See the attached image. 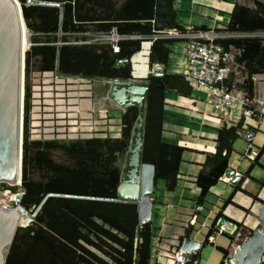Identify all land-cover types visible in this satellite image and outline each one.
I'll list each match as a JSON object with an SVG mask.
<instances>
[{"label":"trees","instance_id":"1","mask_svg":"<svg viewBox=\"0 0 264 264\" xmlns=\"http://www.w3.org/2000/svg\"><path fill=\"white\" fill-rule=\"evenodd\" d=\"M37 1L61 5V45L57 43L60 9L26 6L25 0H18L25 27L31 34V46L24 60L23 195L20 206L32 212L48 194L115 199L121 177L120 160L129 147L131 131L138 115L137 108L130 106L123 111L118 137H110L108 133L101 136L104 132H99L87 138H83L84 133H81L78 138L73 136L60 140L56 138L59 132L52 129L49 139L32 140L28 130L29 112L40 108V112H43L49 107L46 99L42 100L40 108L39 103L34 104V78H46L49 81V77L61 76L59 79L53 78V83L64 87L66 92H71V87L79 85L78 79H130L129 64L119 68H115L114 64L117 60H129L140 50L141 43L157 32L180 29L175 10L176 0ZM251 1L252 7L239 2L233 4L225 28L227 32L264 35V0ZM91 30L98 33L114 30L118 35L128 38L118 43V54H113L111 48L104 44H69L70 39L76 41L80 38L75 35ZM151 42L149 66L155 63L166 65L170 54L167 46L175 41L151 39ZM215 43L222 45L225 50L232 46L240 51L235 61L242 73V83L237 88L252 98V77L264 75V36L230 38L216 40ZM147 48V44H144L143 52L135 55L131 61L137 75L140 73L136 63H146L143 56ZM232 80L231 74L228 83H232ZM40 84L43 86L41 80L38 87ZM144 84L147 96L142 163L154 167L155 185L161 180L167 191H173L185 149L161 140L164 94L172 91L180 97L189 98L191 89L182 75L170 73L160 77L149 75ZM45 121L52 123L53 116ZM239 126L223 125L217 130L214 154H205V161L194 182L199 189L197 205L201 209L211 188L219 183L229 168L228 160L233 152V143L239 137ZM62 133L64 135L66 132ZM55 153H59L60 157L57 158ZM256 165L259 164H251L248 173ZM9 188L14 192L17 190L16 187ZM235 190L238 191L239 187ZM232 198L231 195L222 207L231 204ZM251 198L253 202L258 201L257 198ZM137 211V206L131 203L48 197L29 225L18 228L5 264H150L155 228L152 220L139 225ZM219 217H222V212H218L213 221ZM214 222L208 235L213 231ZM233 224L241 230L242 238L247 229L239 223ZM251 235L252 232L247 233V236ZM229 239L233 241V238ZM217 249L223 254L220 263L223 264L228 252L226 249ZM198 258L199 254L193 256L189 264Z\"/></svg>","mask_w":264,"mask_h":264},{"label":"crops","instance_id":"2","mask_svg":"<svg viewBox=\"0 0 264 264\" xmlns=\"http://www.w3.org/2000/svg\"><path fill=\"white\" fill-rule=\"evenodd\" d=\"M235 2H237V0H176L175 10L177 11V23L179 26L188 25L196 29L201 27L207 29L222 28L225 25L224 22L227 24L229 14L231 13ZM194 17H196L195 21ZM204 20H209L211 23L210 26H205ZM60 33L61 32H59L57 37V43L58 38L61 40ZM97 33L98 32H93L91 30L81 35L77 34L75 36L80 38L76 41L70 39L69 44L81 45L83 43L89 45L93 43L92 40ZM60 45L61 44H59V46ZM171 57L172 54L170 52L167 64L169 63V60H171ZM119 66L114 67L119 68ZM165 73L173 74L174 72L167 71ZM58 77L61 78V76ZM83 80H85V82L79 83V85L88 84L89 86H85V88L77 86L76 89H79V91L84 89L87 95L85 96V100L77 101V106H79L74 111V114L79 116L78 118L84 126L82 133L87 131V133L95 135L96 133H99V131H105V133H108L109 135L110 133H114V135L118 137L120 135V122L123 110H120L108 99V87L110 85L104 84V81L107 80L104 78ZM71 92H74V90ZM199 94L202 93L190 96L189 98L180 97L172 91H166L164 94V114L162 120L163 131L161 134V140L164 143H166L165 141L170 142L168 144L176 143L177 146H179L180 143H183L180 147H183L185 151L182 154L181 162L179 164L176 188L173 191H167L164 182L160 180V182L163 183L166 195L164 196L163 204L157 205V207L155 206V210L161 209V212L155 213V211H153L152 221L153 226L156 229L150 264H166L165 260H167L168 254H170L172 250L179 249L178 243L183 237L188 236L194 240V237H191L193 228L187 226V221L193 210H197L196 213H198V216L203 211V209L197 205V200L195 201L196 205L194 204L193 206L194 202L191 198L188 199L184 196L186 191L189 192V196L192 197V199L196 195L199 196V189L194 184L195 177L205 161V154H214L217 130L222 126L220 125V122L214 118L210 106L205 102L204 97H200ZM77 96L80 97L82 94L79 92L75 97ZM110 111L115 112L117 115L113 113L115 116L112 117ZM116 111H120V113H116ZM116 119L118 120L116 121ZM206 128H209L212 131H207ZM252 130L256 137L255 130ZM255 137L253 143L256 140ZM71 138H73V136H71ZM123 164L124 159L122 164H120L121 169L123 168ZM228 170L232 171L230 168H228L227 171ZM158 182L159 181H157V183ZM238 183L239 181L234 187L231 204L226 208L222 207L223 215L226 216L227 214H230L238 219V221L233 219L236 222L241 223L244 221L245 226L249 228H251L250 226H253V228H255L257 226L256 222H254L250 216H247L248 213L245 214V211L251 212L253 216H257L260 204L264 203V183L261 182L263 186L255 193L257 195L256 198L258 199L257 202H253V200L250 199L251 196L246 197L242 194V191L245 190H248L247 193H251L252 189L256 188V186L251 184L249 187V183L247 184L245 181L242 183L240 182V184ZM225 186H231V184ZM237 186L239 187L238 191L235 190ZM184 200L188 202L184 203ZM244 203H247L248 205L246 206ZM235 206L238 207L236 208ZM255 208L257 211H254ZM160 237H165L167 239L164 241V244L159 243Z\"/></svg>","mask_w":264,"mask_h":264},{"label":"water","instance_id":"3","mask_svg":"<svg viewBox=\"0 0 264 264\" xmlns=\"http://www.w3.org/2000/svg\"><path fill=\"white\" fill-rule=\"evenodd\" d=\"M25 1L27 6H46L60 9L59 32H61L62 7L60 4L37 0ZM22 28H24V21L20 5L15 0H0V184H7L10 187L21 185L24 60L25 53L30 48L28 45V49H24V47L22 49ZM60 41L58 38V44H61ZM128 63V60H117L114 66H125ZM152 76L160 77L162 74H152ZM116 81L114 80L108 87L109 99L123 111L127 107L135 106L138 115L131 131L129 147L121 169L120 184L116 190L115 199L48 194L32 212L26 211L21 206L18 210L13 211L0 208V264L6 263L18 228L28 226V224H21L23 217H27L31 222L48 197L131 203L137 206L139 225L151 222L153 215L151 196L155 189L154 167L142 163L147 87L143 82L126 80L118 83ZM226 175L231 177L233 172H227ZM240 180L241 177H234L231 186L235 187ZM222 216L224 215L222 214ZM226 221L224 216L218 226ZM230 221H232L231 223L236 222L233 219ZM257 222V230L253 231L250 239L241 243L238 250L235 251L233 255L235 264L262 263L264 257V203L260 204L258 209ZM180 248L183 252L193 251L197 254L200 245L186 236L183 238Z\"/></svg>","mask_w":264,"mask_h":264},{"label":"built area","instance_id":"4","mask_svg":"<svg viewBox=\"0 0 264 264\" xmlns=\"http://www.w3.org/2000/svg\"><path fill=\"white\" fill-rule=\"evenodd\" d=\"M17 4V0H15ZM21 7V6H20ZM225 24L222 28L218 29H194L188 25L180 26V29L174 28L169 30H164L157 32L152 38H148L143 41L140 46V50L135 54L139 55L143 52V45L147 44L148 48L145 55L143 56L146 60V72L143 75L135 74L133 64L131 63L132 56L129 61L130 67V81H145L149 75L154 74H164L167 71H173V74L182 75L185 82L191 89V96L198 93L205 95V102L211 107L212 114L216 118L220 125H225L226 127L239 126L238 134H242L246 140L247 147L243 153V158L249 163L259 164L264 161V143L261 147H256L253 145V140L255 133L250 127V124L256 123L257 127L260 125L261 120L264 118V75H254L252 81L254 84V92L252 98H248L246 93L239 90L234 82L228 83L230 78V69L232 66L239 67L236 64L235 57L240 55V51L230 46L228 50L215 43L216 40H224L230 38H240V37H260L264 35L255 34H240V33H230L225 30ZM28 37L31 34L28 32ZM127 36L118 35L114 30L109 33H97L94 35L93 43L104 44L111 48L113 54L119 53L118 43L121 40L127 39ZM133 38V37H129ZM151 39H164V40H174L175 42L169 44L167 47L172 54V58H176V62L169 66L168 64H153L149 66L148 56L150 46L152 44ZM171 45L172 48H171ZM178 45L180 47L179 52L174 51V46ZM31 43L29 41V47ZM28 47V48H29ZM27 48V49H28ZM173 51V52H172ZM168 65V66H167ZM142 64L138 61L136 63V68H140ZM240 69V67H239ZM141 71L140 69H137ZM143 72V70L141 71ZM128 80V81H129ZM78 83L85 82V80L78 79ZM113 81H104V84L111 85ZM120 83L121 81H116ZM239 84L242 83L241 80L238 81ZM144 83V82H143ZM230 84V85H229ZM258 87L255 88V85ZM227 172H230L229 170ZM233 175L228 177L224 174L219 182L224 185H230L234 177H243V175L237 171H231ZM7 184H0V208L7 209L10 211L18 210L20 207L21 197L23 191L21 185H16L14 187L17 190L14 192L11 188L5 187ZM197 210H193L190 218L187 221V226L194 228L197 225ZM226 217V224L232 226V233L229 234L222 229L219 222L224 216L219 217L214 222L215 233L206 235V244H215L216 237L219 235H225L228 238H233V241L241 239V234L237 226L230 221L232 218ZM29 220L26 224L29 225ZM200 228H205L204 222L199 224ZM210 229V228H209ZM214 231V229H213ZM209 232V231H208ZM199 232L196 231V234ZM232 235V236H230ZM184 238V237H183ZM250 238L244 237L241 243L248 241ZM183 240V239H182ZM204 241V244H205ZM230 242L228 248H231L230 253L224 259L223 264H231L232 258L235 251L238 250L239 244H234ZM200 245V250L204 246ZM181 246V243H180ZM227 248V249H228ZM226 249V250H227ZM199 252L197 254H199ZM193 251L183 252L179 247L178 250H172L167 256L166 264H189L193 256L197 255ZM264 262V257L262 259ZM192 264H200V261H193Z\"/></svg>","mask_w":264,"mask_h":264},{"label":"rangeland","instance_id":"5","mask_svg":"<svg viewBox=\"0 0 264 264\" xmlns=\"http://www.w3.org/2000/svg\"><path fill=\"white\" fill-rule=\"evenodd\" d=\"M18 2V0H17ZM237 2L241 3V4H245L247 6L252 7V1L251 0H237ZM19 3V2H18ZM20 5V3H19ZM224 15V14H222ZM226 19V17H225ZM196 20V17H194V21ZM205 22V26H210V21L209 20H204ZM223 23V22H222ZM196 24V23H195ZM197 24L199 25V23L197 22ZM224 24H226L224 22ZM24 28L25 24H24ZM27 30V28H26ZM31 37L29 38L30 41ZM173 45H171L172 48ZM174 51L175 52H179L180 51V47L178 45L174 46ZM173 52V51H172ZM171 60H169L168 65L172 66L175 62H176V58H170ZM230 74H232V82H234L236 84V86L239 84L238 81L241 80V70L239 69V67H235L232 66L230 69ZM141 74H143L142 72H140ZM59 79L60 77L58 76H54L52 78H48L49 81L46 78H39V80H36L34 78V82H36V86H35V91H33V99L34 100V104L39 103V107L40 108L42 105V100H47V105L49 106L48 108H45L44 110H42L43 112H40V110H32L29 112L28 115V130H29V138H31L32 140L35 139H42L45 137V139H49V136L51 135L50 132L52 129V131H57L59 132V134L56 136V138L60 139V140H67L68 138H71V136H74L76 138H78V136H81V133L83 132V125L81 123V120L78 118L79 116L74 114V111L77 109V101H82L85 100V96L87 95V93L84 91V89H81V91H79V89H76V87H71L69 90L74 92H66V90H64V87L62 86H55L54 85V79ZM41 83L43 86L38 87V84ZM48 82H47V81ZM81 88L85 86H89L88 84H83V85H78ZM258 87V85H255V88ZM43 90V91H42ZM79 92L82 94V96L80 97H75L77 95V93L79 94ZM199 96L204 97V94H199ZM80 98V99H79ZM109 99V98H108ZM110 100V99H109ZM110 102H112L110 100ZM113 103V102H112ZM114 104V103H113ZM37 108V109H38ZM211 109V107H210ZM121 110V109H120ZM50 113V114H49ZM115 114V112L110 111L111 116H115L117 114ZM116 113H120V111H116ZM24 115V113H23ZM53 116V121L51 122H44V119H48L50 117ZM76 117V119H75ZM63 119V120H60ZM118 119H116L117 121ZM63 125V126H62ZM256 123H252L250 124V127L253 128L256 132V140L254 141L253 145H255L256 147H261L264 143V118L261 120L260 125H258L257 127ZM207 131H212L209 128H206ZM62 132H66L64 135ZM100 132V131H99ZM104 132L101 136L106 135L105 131H101ZM98 135V134H97ZM100 135V134H99ZM83 138H87L92 136L91 134L87 133V131L82 135ZM110 137H116L114 135V133H110L109 135ZM238 138L235 140L234 144H233V152L229 157L228 160V167L233 170V171H237L241 174H243V178L240 181L242 182H246L249 187L251 184H254L256 186V188L252 189V192L249 194L247 193L248 190L242 191V194L244 196H252L254 199L256 198V192L259 188H261L263 186V184L261 182L264 183V168L262 166H264V161H261L259 163V165H256L253 170H251L250 173H248V170L251 166V163H249L247 160H245L243 158V153L247 147V143L246 140L244 139L242 134H238ZM65 138V139H64ZM67 138V139H66ZM165 141V140H164ZM163 142V141H162ZM167 144L170 142L165 141ZM183 143H180L179 146H182ZM174 145H177L176 143ZM187 146V144H186ZM56 157L59 158L60 154L59 153H55ZM125 158V156L123 158H121L120 160V164H122L123 159ZM248 173V174H247ZM240 182L238 184H240ZM247 189V188H246ZM234 191V187L232 186H225L222 183H217L213 188H211L209 194L206 196L205 201L203 203V211L201 214H199L198 219H197V225L192 229L191 232V237H194V241H196L198 244L202 245L204 244L206 235L209 231V228L215 218V216L217 215L218 212H222V206H223V202L226 201L227 199L230 198V196L232 195ZM166 195V191L164 190L163 187V183H161L160 181L157 183V187L154 190L153 195L151 196V198L153 199V207H152V213L153 211H155V213H160L161 209L159 210H155V206L157 207V205H161L163 204L164 201V196ZM185 198H191V200L194 202L193 206L195 204V201L197 200V195L195 197H190L189 196V192L186 191L185 192ZM251 200H253L250 197ZM188 201L184 200V203H187ZM196 205V204H195ZM236 208L238 206H235ZM154 208V209H153ZM159 208V207H158ZM197 212V211H196ZM193 213V211L191 212V214ZM247 214V216H250L251 219L256 222L257 224V216H253V214H251V212H247L245 211V214ZM190 214V216H191ZM227 214V213H226ZM198 215V214H197ZM230 218L235 219L238 221V219L230 214H227ZM158 216V214H157ZM202 222H204L205 224V228H200L199 224H201ZM238 223V222H237ZM230 224V223H229ZM240 225H242V227H245L247 229V231L242 235L243 237L241 239H243L244 237L250 238V236H247L248 232H253L257 230V226L255 228H253V226H250L251 228L247 227L244 225V221L239 223ZM225 225L227 226V228H225L227 231L229 230L230 232H232L233 228L232 226H229L225 223ZM191 228V227H189ZM156 229V228H155ZM214 231H212V233H215V228L213 227ZM196 231H198L199 233L196 234ZM240 234H241V230ZM240 238L236 241H233L234 244H239L242 242ZM167 240L165 237H160L159 238V243L160 244H164V241ZM182 242V241H181ZM180 240L178 243V246L180 247ZM230 239L225 236V235H219L216 237V241L215 244H205L202 248L201 251L199 252V261L200 264H220L223 254L220 250L217 249L218 248H222V249H226L227 246L229 245ZM178 247V248H179ZM231 248L227 249L228 254L230 253ZM227 254V256H228ZM226 256V257H227ZM166 262V260H165ZM261 264H264L263 262Z\"/></svg>","mask_w":264,"mask_h":264},{"label":"bare ground","instance_id":"6","mask_svg":"<svg viewBox=\"0 0 264 264\" xmlns=\"http://www.w3.org/2000/svg\"><path fill=\"white\" fill-rule=\"evenodd\" d=\"M23 29V35H22V49H23V47H24V49H26V48H28V45H29V37H28V31L26 30V28H22ZM146 68H147V66H146V63H143L142 64V66L139 68L141 71L143 70V74L146 72ZM141 71H139V73L141 72ZM143 74H139V75H143ZM20 134H21V130H20ZM134 151V150H133ZM135 153V152H134ZM242 203V202H241ZM244 205H248L247 203H244ZM254 211H257L256 210V208H255V210ZM27 221H28V218L27 217H23V219L21 220V224H26L27 223ZM225 228H227V226L224 224L223 226H222V229L225 231V232H227V233H229V234H231L232 232H230L229 230L227 231ZM228 229V228H227ZM231 264H235V262H234V260H233V258H232V263Z\"/></svg>","mask_w":264,"mask_h":264},{"label":"flooded vegetation","instance_id":"7","mask_svg":"<svg viewBox=\"0 0 264 264\" xmlns=\"http://www.w3.org/2000/svg\"><path fill=\"white\" fill-rule=\"evenodd\" d=\"M240 182V181H239Z\"/></svg>","mask_w":264,"mask_h":264}]
</instances>
